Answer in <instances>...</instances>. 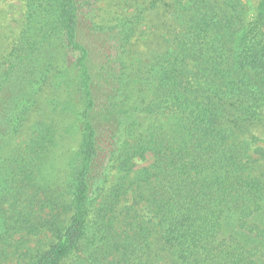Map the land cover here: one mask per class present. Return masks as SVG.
I'll return each mask as SVG.
<instances>
[{"label":"trees","instance_id":"trees-1","mask_svg":"<svg viewBox=\"0 0 264 264\" xmlns=\"http://www.w3.org/2000/svg\"><path fill=\"white\" fill-rule=\"evenodd\" d=\"M21 3L0 55V264L16 234L43 230L55 241L21 264H264V0ZM153 12L173 24L167 49L135 65L130 47ZM54 80L78 95L83 119L63 185L48 179L50 125L6 153ZM142 110L173 121L146 124ZM148 154L152 215L126 211L118 235L125 191L106 192L110 169Z\"/></svg>","mask_w":264,"mask_h":264},{"label":"rangeland","instance_id":"rangeland-1","mask_svg":"<svg viewBox=\"0 0 264 264\" xmlns=\"http://www.w3.org/2000/svg\"><path fill=\"white\" fill-rule=\"evenodd\" d=\"M248 1L251 5L257 2V0ZM22 12L21 0H0V55L7 51V43L10 37L19 32L18 30L22 25ZM171 28H173V24L167 21L165 16L155 12L149 13L147 20L140 27V34L130 47V62L135 65L140 62H150L153 56L164 52L167 49L165 38L170 35ZM103 51L105 48L100 47L98 52L95 48L94 58L96 62L100 63L99 65L107 60ZM110 51L111 54L114 53L111 49ZM57 79L61 81V78ZM54 82L52 87L47 89L39 104L38 111L30 116L23 131L6 147V153L9 154L14 150L23 148L32 140L38 139V134L42 135L50 125L54 128L53 141L51 142V144L54 143V146L50 152L44 153L49 164L48 179L51 183L63 185L65 184V176L70 169L72 157L80 146L83 119L80 115L81 103L78 95L74 91L67 90L65 86H60L56 83L58 81L54 80ZM130 89L134 93L133 104H135L138 100L136 97H141L144 89L137 85L136 78L130 84ZM136 115L141 122L146 124L173 121L170 115L163 113H148L142 110ZM39 122H44V124L39 125ZM153 165L154 157L148 154L145 158L135 159L130 172L122 173L117 167L110 169L106 192L120 183L125 191L120 204L111 214L112 223L118 235L122 236L128 230L127 224L130 216H127L126 211L133 208L139 210L141 214L147 215L151 209L149 204L153 199L152 186L157 180L156 178L148 179L147 173L154 171ZM99 202L100 200L97 204ZM148 215L151 216L152 214ZM54 241L53 236L45 230L37 234H27V232L16 234L11 242L5 246L6 256L3 264H21V258L28 250H46ZM22 259L27 260V258Z\"/></svg>","mask_w":264,"mask_h":264}]
</instances>
